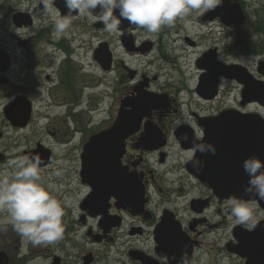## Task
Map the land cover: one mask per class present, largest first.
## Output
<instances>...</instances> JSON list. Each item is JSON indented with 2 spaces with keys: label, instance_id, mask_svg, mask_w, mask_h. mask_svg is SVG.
<instances>
[{
  "label": "flooded vegetation",
  "instance_id": "1",
  "mask_svg": "<svg viewBox=\"0 0 264 264\" xmlns=\"http://www.w3.org/2000/svg\"><path fill=\"white\" fill-rule=\"evenodd\" d=\"M223 1L239 14L228 25L218 6L201 32L150 33L126 19L108 32L99 8L15 0L0 32V175L38 154L67 203L52 244L6 225L0 264H264V206L249 227L227 204L244 161H264V0ZM198 142L216 152L196 151V168Z\"/></svg>",
  "mask_w": 264,
  "mask_h": 264
},
{
  "label": "clouds",
  "instance_id": "2",
  "mask_svg": "<svg viewBox=\"0 0 264 264\" xmlns=\"http://www.w3.org/2000/svg\"><path fill=\"white\" fill-rule=\"evenodd\" d=\"M65 3L69 12L81 14H93L99 8L94 15L108 32L119 31L121 21L126 19L150 33H158L162 27L172 26L178 17L187 16L193 10H214L223 0H65ZM70 23L68 16L58 19L57 31L62 32ZM185 123L187 120L181 118L173 122V127L179 128ZM187 138L183 136L184 140ZM196 151L214 155L216 148L210 143H194L193 151L187 156L193 167L199 168L203 164L194 159ZM43 163L38 154L21 155L9 161L8 173L0 175V235L10 225L12 231L33 246L52 244L62 238L67 202L59 198L60 187L41 175ZM243 168L249 177L244 189L249 198L232 195L227 204L235 224L255 227L258 217L253 197L264 200V161L252 156L244 161ZM51 175L60 177L62 171L55 169ZM179 264H188L187 258L182 257Z\"/></svg>",
  "mask_w": 264,
  "mask_h": 264
},
{
  "label": "rangeland",
  "instance_id": "3",
  "mask_svg": "<svg viewBox=\"0 0 264 264\" xmlns=\"http://www.w3.org/2000/svg\"><path fill=\"white\" fill-rule=\"evenodd\" d=\"M20 2H26L27 0H19ZM29 1V0H28ZM15 0H0V24L5 27H8V17L5 16L10 14V12L14 9ZM24 4V3H23ZM27 4L25 5V8ZM205 10H193L189 15L178 17L174 24L170 27H162L159 32H201L202 29H199L197 25L198 18H200ZM228 31V30H227ZM1 32V31H0ZM142 32H148L145 28ZM6 97L4 95H0V108L6 102Z\"/></svg>",
  "mask_w": 264,
  "mask_h": 264
}]
</instances>
